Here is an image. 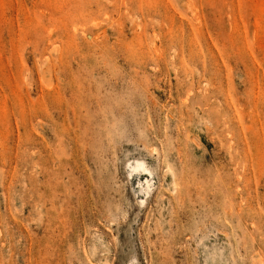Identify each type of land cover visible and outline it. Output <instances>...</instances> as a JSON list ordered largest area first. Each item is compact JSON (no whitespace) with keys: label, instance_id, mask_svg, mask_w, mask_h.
<instances>
[{"label":"rangeland","instance_id":"obj_1","mask_svg":"<svg viewBox=\"0 0 264 264\" xmlns=\"http://www.w3.org/2000/svg\"><path fill=\"white\" fill-rule=\"evenodd\" d=\"M0 264H264V0H0Z\"/></svg>","mask_w":264,"mask_h":264},{"label":"bare ground","instance_id":"obj_2","mask_svg":"<svg viewBox=\"0 0 264 264\" xmlns=\"http://www.w3.org/2000/svg\"><path fill=\"white\" fill-rule=\"evenodd\" d=\"M132 168V171H140L142 170L143 172H148V170L146 169V166L144 163L142 162H136L135 166L134 167H131ZM136 173V172H135ZM138 174V173H137ZM146 186L147 188L149 189L150 188V182L148 180H146ZM142 191H146V188L145 189H142ZM148 192V191H147ZM146 193V192H145Z\"/></svg>","mask_w":264,"mask_h":264}]
</instances>
